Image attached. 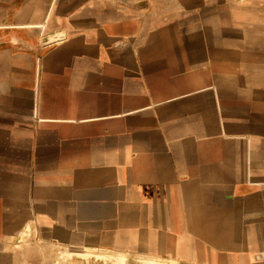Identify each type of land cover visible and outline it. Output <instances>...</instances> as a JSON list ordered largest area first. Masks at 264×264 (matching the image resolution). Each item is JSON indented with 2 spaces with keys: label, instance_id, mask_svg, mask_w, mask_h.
<instances>
[{
  "label": "crops",
  "instance_id": "crops-1",
  "mask_svg": "<svg viewBox=\"0 0 264 264\" xmlns=\"http://www.w3.org/2000/svg\"><path fill=\"white\" fill-rule=\"evenodd\" d=\"M53 247L225 264L220 0H0V264Z\"/></svg>",
  "mask_w": 264,
  "mask_h": 264
},
{
  "label": "rangeland",
  "instance_id": "rangeland-1",
  "mask_svg": "<svg viewBox=\"0 0 264 264\" xmlns=\"http://www.w3.org/2000/svg\"><path fill=\"white\" fill-rule=\"evenodd\" d=\"M54 255L52 263L48 264H76V262L71 263L70 258H77L79 264H135L133 262H126L125 260H122L118 256L107 254V253H96L95 255L91 254H79V255H72L71 252L68 249H59L57 247H53ZM73 256V257H70ZM75 256V257H74ZM76 260V259H74ZM77 261V260H76ZM136 264H143V263H136ZM148 264V263H144ZM150 264H156V263H150Z\"/></svg>",
  "mask_w": 264,
  "mask_h": 264
},
{
  "label": "water",
  "instance_id": "water-1",
  "mask_svg": "<svg viewBox=\"0 0 264 264\" xmlns=\"http://www.w3.org/2000/svg\"><path fill=\"white\" fill-rule=\"evenodd\" d=\"M46 41H49V43H54L57 41V38L56 37H50V38H47Z\"/></svg>",
  "mask_w": 264,
  "mask_h": 264
}]
</instances>
